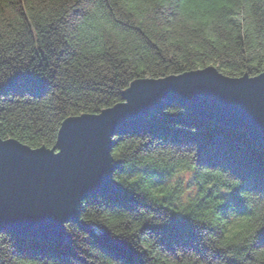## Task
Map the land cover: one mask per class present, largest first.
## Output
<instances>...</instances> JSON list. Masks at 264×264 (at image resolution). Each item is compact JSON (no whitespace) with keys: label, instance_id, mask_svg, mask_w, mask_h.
Here are the masks:
<instances>
[{"label":"trees","instance_id":"1","mask_svg":"<svg viewBox=\"0 0 264 264\" xmlns=\"http://www.w3.org/2000/svg\"><path fill=\"white\" fill-rule=\"evenodd\" d=\"M208 66L264 72V0H0V137L52 148L64 120L133 81ZM117 138L140 143L116 191L81 203L64 244L1 232L0 264H235L206 241L264 194V146L179 105ZM249 251L240 264H264V229Z\"/></svg>","mask_w":264,"mask_h":264},{"label":"water","instance_id":"2","mask_svg":"<svg viewBox=\"0 0 264 264\" xmlns=\"http://www.w3.org/2000/svg\"><path fill=\"white\" fill-rule=\"evenodd\" d=\"M123 98L99 114L64 120L52 148L0 137V233L64 244L66 225L78 220L81 203L117 189L119 162L109 158L110 138L144 127L165 106H183L264 146V72L229 77L208 66L135 80Z\"/></svg>","mask_w":264,"mask_h":264},{"label":"clouds","instance_id":"3","mask_svg":"<svg viewBox=\"0 0 264 264\" xmlns=\"http://www.w3.org/2000/svg\"><path fill=\"white\" fill-rule=\"evenodd\" d=\"M205 11L209 9H204ZM111 141L115 142L118 138L111 137ZM140 141L128 140L115 144L109 152V158L114 163L122 162L125 155H130L126 149H132ZM135 179V178H133ZM131 183V181H130ZM249 197L251 198L249 200ZM245 200L246 215H233L229 222L224 223V230L219 238L212 237L211 242L206 241L207 246L212 251H221L224 253L226 260H233L235 264H240L245 256L253 255L252 246L256 242V234L264 229V194L259 192H249L247 197L242 196ZM94 211V207H86L85 213ZM236 249V252L231 251ZM240 250H244V254H240Z\"/></svg>","mask_w":264,"mask_h":264}]
</instances>
